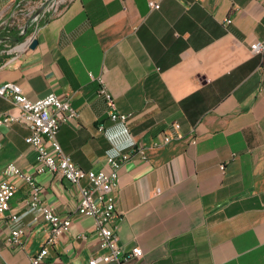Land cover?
Returning <instances> with one entry per match:
<instances>
[{
	"label": "crops",
	"instance_id": "0c3cea01",
	"mask_svg": "<svg viewBox=\"0 0 264 264\" xmlns=\"http://www.w3.org/2000/svg\"><path fill=\"white\" fill-rule=\"evenodd\" d=\"M14 1L0 0V15ZM9 37H0V87L71 99L80 116L58 140L73 162L110 172L108 157L146 149L119 169L115 231L125 253L139 246L143 257L107 264H264V55L251 50L264 40V0H68L29 43ZM104 70L119 111L132 114L126 125L109 120L98 95L91 75ZM18 112L0 96V117ZM30 133L24 122L0 126V178L10 165L33 173L43 203L72 217L44 264L100 259L109 250L79 210V188L35 173ZM164 134L173 141L153 147ZM25 195L21 184L0 215V264H31L49 234L21 204ZM18 228L23 245L8 247Z\"/></svg>",
	"mask_w": 264,
	"mask_h": 264
},
{
	"label": "built area",
	"instance_id": "2783aa9c",
	"mask_svg": "<svg viewBox=\"0 0 264 264\" xmlns=\"http://www.w3.org/2000/svg\"><path fill=\"white\" fill-rule=\"evenodd\" d=\"M149 5L152 9H160L161 7L160 3L156 1H150ZM228 22H232V20L228 19ZM32 39L33 37L24 42L27 44ZM251 50L254 55H264V40L253 43ZM105 72L104 70L97 77L91 75L99 84L98 95L104 98L107 104L109 120L126 125L132 114L119 111L116 100L106 83ZM0 96L10 98L19 111L18 114L7 113L2 115L0 126H8L16 122H24L29 125L31 133L28 142L37 152L35 173L51 172L57 174L79 188L82 195L79 210L95 220L100 242L104 248L109 250V253L100 259H92L90 264H99L100 262L105 264L119 263L121 256L142 258L143 250L139 246L133 248L130 253H125L117 242L115 231L118 220L117 181L119 169L133 154H141L145 158L146 149L144 145H136L132 155L108 157L107 162L111 167L110 172L86 171L65 154L58 140L61 127L76 121L80 116L78 109L73 106L70 98H64L51 92L42 98L32 100L23 93L18 84L12 82L0 87ZM99 130L103 131L104 126L101 125ZM194 133L195 131L192 134ZM173 139V136L164 134L155 140L152 146L161 147L171 143ZM47 142L52 145V152L47 148ZM192 142L196 144L197 139L194 137ZM220 169L225 172L226 166L222 164ZM6 177L4 179L0 178V215L10 210L11 200L19 190L20 185L23 184L26 195L21 204L27 208L28 212L37 211L49 226V234L45 244L31 259V264H44L51 248L70 230L72 217L70 215H60L53 207L43 203V188L38 184L33 173L16 165H10ZM85 181L88 182V187H83L82 183ZM25 233L24 228L12 230L7 237L6 245L11 248L21 247Z\"/></svg>",
	"mask_w": 264,
	"mask_h": 264
},
{
	"label": "rangeland",
	"instance_id": "374dc122",
	"mask_svg": "<svg viewBox=\"0 0 264 264\" xmlns=\"http://www.w3.org/2000/svg\"><path fill=\"white\" fill-rule=\"evenodd\" d=\"M68 0H15L6 16L0 15V37L24 42L33 37L37 28L57 14ZM18 4V5H17ZM16 33L19 36L16 37Z\"/></svg>",
	"mask_w": 264,
	"mask_h": 264
}]
</instances>
